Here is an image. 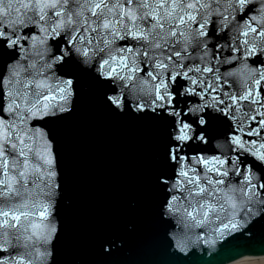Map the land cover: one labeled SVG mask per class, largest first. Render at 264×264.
<instances>
[{
    "label": "snow or ice",
    "instance_id": "snow-or-ice-1",
    "mask_svg": "<svg viewBox=\"0 0 264 264\" xmlns=\"http://www.w3.org/2000/svg\"><path fill=\"white\" fill-rule=\"evenodd\" d=\"M89 83L108 112L164 125L160 222L182 213L204 231L216 215L209 230L235 244L228 260L252 252L264 226V0H0V264H56L53 126Z\"/></svg>",
    "mask_w": 264,
    "mask_h": 264
},
{
    "label": "water",
    "instance_id": "water-1",
    "mask_svg": "<svg viewBox=\"0 0 264 264\" xmlns=\"http://www.w3.org/2000/svg\"><path fill=\"white\" fill-rule=\"evenodd\" d=\"M53 128L64 181L56 264H224L229 259L235 244L226 241L211 256L205 246L186 255L172 251L167 232L182 228L175 218L168 228L160 222L152 184L161 163L163 124L108 112L89 83L76 111ZM115 241L122 246L105 252L104 245ZM250 243L254 250L245 256H264V226Z\"/></svg>",
    "mask_w": 264,
    "mask_h": 264
},
{
    "label": "clouds",
    "instance_id": "clouds-1",
    "mask_svg": "<svg viewBox=\"0 0 264 264\" xmlns=\"http://www.w3.org/2000/svg\"><path fill=\"white\" fill-rule=\"evenodd\" d=\"M24 79H34V78H23L21 84L23 85ZM38 89H34L33 91H37ZM23 91V87H22ZM70 203V201H65V204ZM181 205H184V202L181 201ZM197 205L193 204L191 208L188 209V211H192L195 209ZM177 212L180 213V209H177ZM226 213H221L220 215H224ZM201 215H203V211H201ZM200 217L198 216L197 219ZM260 218V213L257 212L255 219ZM165 219H168L166 216ZM176 223L182 228V231L175 232L173 230H169L167 232L168 238L173 242V252L177 253H184L185 255L193 248H196L198 250L202 249V246H205L209 249L208 255L211 256L212 253L218 252L217 245L219 242L222 241V238L219 237L215 232L210 231L209 228L214 227V221L216 220V215H213L209 217V225L208 228H205L204 231H200L201 229L199 227L195 226L194 221H189L186 217L183 216L182 213L178 215L176 218ZM251 221V218H247L245 220V223H249ZM134 226L129 225V230H132ZM246 238L249 237V234H245ZM122 241H115V243L111 244H105L104 245V251L105 252H111L114 249L122 246ZM49 251L55 255V248L50 247ZM228 260L224 262V264H227ZM49 264H51V258L49 261Z\"/></svg>",
    "mask_w": 264,
    "mask_h": 264
},
{
    "label": "bare ground",
    "instance_id": "bare-ground-1",
    "mask_svg": "<svg viewBox=\"0 0 264 264\" xmlns=\"http://www.w3.org/2000/svg\"><path fill=\"white\" fill-rule=\"evenodd\" d=\"M231 264H264V257H259V258L246 257L242 260L236 261Z\"/></svg>",
    "mask_w": 264,
    "mask_h": 264
}]
</instances>
